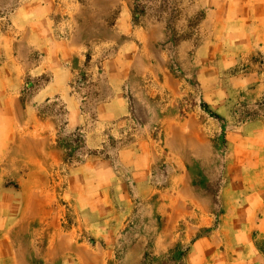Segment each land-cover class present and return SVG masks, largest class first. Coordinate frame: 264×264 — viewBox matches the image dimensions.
Returning a JSON list of instances; mask_svg holds the SVG:
<instances>
[{"label":"rangeland","instance_id":"374dc122","mask_svg":"<svg viewBox=\"0 0 264 264\" xmlns=\"http://www.w3.org/2000/svg\"><path fill=\"white\" fill-rule=\"evenodd\" d=\"M0 264H264V0H0Z\"/></svg>","mask_w":264,"mask_h":264},{"label":"crops","instance_id":"0c3cea01","mask_svg":"<svg viewBox=\"0 0 264 264\" xmlns=\"http://www.w3.org/2000/svg\"><path fill=\"white\" fill-rule=\"evenodd\" d=\"M86 257V260L89 259V256H85Z\"/></svg>","mask_w":264,"mask_h":264}]
</instances>
